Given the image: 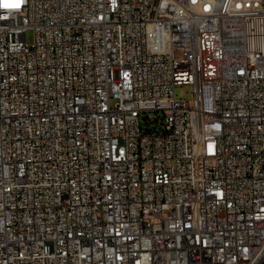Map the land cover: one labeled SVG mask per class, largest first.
Segmentation results:
<instances>
[{"label": "built area", "instance_id": "obj_1", "mask_svg": "<svg viewBox=\"0 0 264 264\" xmlns=\"http://www.w3.org/2000/svg\"><path fill=\"white\" fill-rule=\"evenodd\" d=\"M7 2L0 264H264V0Z\"/></svg>", "mask_w": 264, "mask_h": 264}, {"label": "rangeland", "instance_id": "obj_2", "mask_svg": "<svg viewBox=\"0 0 264 264\" xmlns=\"http://www.w3.org/2000/svg\"><path fill=\"white\" fill-rule=\"evenodd\" d=\"M26 37H27V42L29 44L32 43L33 32L31 29L27 30ZM191 91H192V87L190 85H183L176 89V94L178 97H182V98L185 97L187 98V100H191L192 99Z\"/></svg>", "mask_w": 264, "mask_h": 264}, {"label": "snow or ice", "instance_id": "obj_3", "mask_svg": "<svg viewBox=\"0 0 264 264\" xmlns=\"http://www.w3.org/2000/svg\"><path fill=\"white\" fill-rule=\"evenodd\" d=\"M0 6L5 7V8H18L20 5L19 3H9L7 2V0H5V2Z\"/></svg>", "mask_w": 264, "mask_h": 264}]
</instances>
